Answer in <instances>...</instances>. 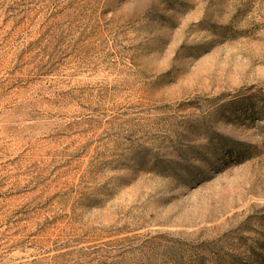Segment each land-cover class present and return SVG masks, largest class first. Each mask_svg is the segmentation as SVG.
<instances>
[{
    "label": "rangeland",
    "instance_id": "1",
    "mask_svg": "<svg viewBox=\"0 0 264 264\" xmlns=\"http://www.w3.org/2000/svg\"><path fill=\"white\" fill-rule=\"evenodd\" d=\"M0 264H264V0H0Z\"/></svg>",
    "mask_w": 264,
    "mask_h": 264
}]
</instances>
